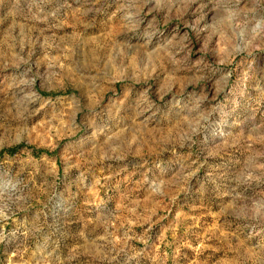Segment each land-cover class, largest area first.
Returning a JSON list of instances; mask_svg holds the SVG:
<instances>
[{
  "label": "rangeland",
  "instance_id": "374dc122",
  "mask_svg": "<svg viewBox=\"0 0 264 264\" xmlns=\"http://www.w3.org/2000/svg\"><path fill=\"white\" fill-rule=\"evenodd\" d=\"M0 264H264V0H0Z\"/></svg>",
  "mask_w": 264,
  "mask_h": 264
}]
</instances>
